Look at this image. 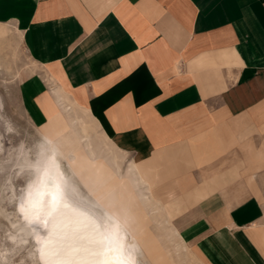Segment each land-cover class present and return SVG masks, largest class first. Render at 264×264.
Wrapping results in <instances>:
<instances>
[{
    "label": "crops",
    "instance_id": "0c3cea01",
    "mask_svg": "<svg viewBox=\"0 0 264 264\" xmlns=\"http://www.w3.org/2000/svg\"><path fill=\"white\" fill-rule=\"evenodd\" d=\"M0 24L42 70L25 88L40 130L72 129L64 96L95 149L136 166L154 263L151 219L200 264H264V0H0ZM105 150L93 191L115 173Z\"/></svg>",
    "mask_w": 264,
    "mask_h": 264
},
{
    "label": "bare ground",
    "instance_id": "6f19581e",
    "mask_svg": "<svg viewBox=\"0 0 264 264\" xmlns=\"http://www.w3.org/2000/svg\"><path fill=\"white\" fill-rule=\"evenodd\" d=\"M7 26V24H0V34L7 30ZM15 31L19 33L17 29ZM58 103L62 113L67 116L71 128L82 142L90 160V166L96 168V166L99 167L105 163V157L102 158L101 155L106 149L104 153L109 155L108 162L113 165L115 173L113 176H108L102 185H98L97 190H91L87 184L80 180L72 167L76 156L69 154L66 157L61 151L59 143L51 142L50 137L46 136L50 143L45 141L48 146L42 147V150L46 151V155L41 161L45 171L37 174L36 186L26 192L24 198L22 197L23 200L17 206L20 220L34 240L39 263L139 264L138 258L142 247L135 236L139 227L134 223L133 217L122 200L124 198L129 201L130 194L136 190L137 197L143 206L145 205L144 208H147L146 204L149 203L147 198L140 194L142 191L138 192L140 189H136L141 182L136 178V166L130 163L122 172L117 151L106 143L107 139L103 135H101L102 137L98 135L99 144L103 150L100 147H98L99 149L94 148L93 119L88 116L78 118L71 108V106L73 107L71 101L64 96H59ZM61 159H66L70 163L71 172L69 174H73L89 190L93 197V207L89 206L93 208V211L83 202L81 203L80 199H83L84 196L73 182L74 176L62 173L60 168H57ZM107 187L110 189L108 190ZM142 190L144 189L142 188ZM56 192L60 196L59 204L56 210L52 211L51 195ZM86 198L88 199L87 196ZM151 200L154 202L153 198ZM65 204L69 207L65 208ZM72 229L75 231L73 232ZM162 258L163 256L158 257L155 264H162Z\"/></svg>",
    "mask_w": 264,
    "mask_h": 264
},
{
    "label": "rangeland",
    "instance_id": "374dc122",
    "mask_svg": "<svg viewBox=\"0 0 264 264\" xmlns=\"http://www.w3.org/2000/svg\"><path fill=\"white\" fill-rule=\"evenodd\" d=\"M7 25V30L0 34V264H40L36 256L34 240L21 222L17 206L23 200L26 192L36 186L37 174L45 171L41 162L46 155V151L42 150V147L48 146L45 141L59 143L61 151L66 157L69 154L76 156L72 167L80 180L87 184L91 190H93V166H90L82 148L79 147L73 129L68 130L66 118L60 116L61 124L58 123V119L48 128L47 133L45 129L40 130L43 126L32 113L25 88L29 80L33 78L44 80L43 73L26 53L21 43V35L15 31L14 25ZM62 123L65 128L61 127ZM59 128L68 131L59 134L57 131ZM47 135L50 137V141L46 139ZM58 163L57 168H60L62 173L74 176L69 174L71 165L66 159H61ZM40 166L41 168H39ZM73 178L76 187L84 196L83 199H80L81 203L83 202L93 211V197L89 190L79 179L75 176ZM85 195L88 199H85ZM129 199V203H126L127 210L133 217L134 223L139 227L136 218L139 215L145 216V212L142 211L143 207L140 205L141 200L137 196H130ZM163 199L166 198L163 197ZM148 227L161 242L162 245L158 248L166 253L168 264L200 263L198 260L199 263L196 261L191 248L189 245L187 246L184 239H181L174 227L179 239L186 244L188 253L172 238L171 243L165 242L167 230L161 227L160 222L151 219ZM135 236L142 247L138 258L139 264H155L154 260L149 255L147 256L143 250L145 248L144 234L140 228Z\"/></svg>",
    "mask_w": 264,
    "mask_h": 264
},
{
    "label": "snow or ice",
    "instance_id": "6c2138e0",
    "mask_svg": "<svg viewBox=\"0 0 264 264\" xmlns=\"http://www.w3.org/2000/svg\"><path fill=\"white\" fill-rule=\"evenodd\" d=\"M59 199H60V196H59V193L56 192V193H53L51 195V201H52V211H55L56 208L58 207V204H59ZM65 208L69 207L67 204L64 205ZM75 211V210H73ZM71 222V221H70ZM72 231L74 232L75 229H72Z\"/></svg>",
    "mask_w": 264,
    "mask_h": 264
}]
</instances>
